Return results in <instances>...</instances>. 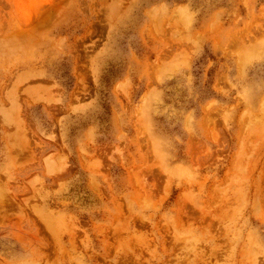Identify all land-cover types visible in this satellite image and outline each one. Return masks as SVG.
Wrapping results in <instances>:
<instances>
[{"label":"rangeland","instance_id":"obj_1","mask_svg":"<svg viewBox=\"0 0 264 264\" xmlns=\"http://www.w3.org/2000/svg\"><path fill=\"white\" fill-rule=\"evenodd\" d=\"M0 264H264V0H0Z\"/></svg>","mask_w":264,"mask_h":264}]
</instances>
